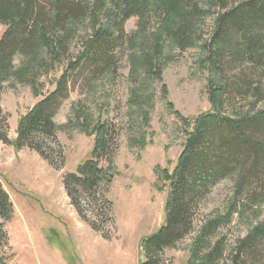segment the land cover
Segmentation results:
<instances>
[{"label": "rangeland", "instance_id": "obj_1", "mask_svg": "<svg viewBox=\"0 0 264 264\" xmlns=\"http://www.w3.org/2000/svg\"><path fill=\"white\" fill-rule=\"evenodd\" d=\"M38 1L36 21L48 34L64 33L67 45L60 56L59 72L46 71L50 69L45 65L50 53L36 46L39 55L31 74L40 93L30 84L11 80L0 94V127L9 137L8 142L0 141V182L13 204L12 215L4 223L6 237L0 231V264H140L142 239L166 221L171 180L164 169L169 175L173 173L187 139L184 124L168 101L191 121L213 110L208 89L210 72L202 61V44L213 36L219 7L214 0H188L189 9L198 6L202 10L194 19V41L186 50H166L164 56L170 53L173 59L165 67L161 81L149 80L143 67L140 73L132 71L129 54L141 53L142 48L131 47L128 38L140 29V17L133 16L122 26L117 25L102 41L104 44L98 42L92 55L95 49L104 47L108 60L101 59L96 69L88 59L69 76L67 95L54 117L67 127L48 140L54 148V163H50L30 147L16 146L18 122L55 88L56 78L92 38L89 10L94 0ZM241 1L245 0H228L227 4L232 7ZM57 4L59 9L65 7L59 10L61 15ZM96 4L98 11L105 14L109 7H121L122 0H96ZM70 13L76 17L73 22L66 20ZM158 19L159 12H151L150 33L160 22ZM3 30L0 25V38ZM25 56L18 51L16 64ZM221 79L227 85L220 106L223 115L240 118L264 109V67L228 56ZM164 85L169 100L163 97ZM77 103L90 121L100 113L110 121V149L99 163L114 175L109 187L101 186L92 193L73 191V198L65 178L77 172L78 166L91 156L95 140L78 124L73 113ZM256 137L264 142V133L257 132ZM262 163L253 173L249 169L254 163L248 161L245 168L231 165V170L219 175L206 195L192 206L190 232L159 252L154 263L188 264L192 241L207 216L225 213L236 201L238 212L232 223L221 226L213 239V244L223 240L227 249L218 264H264V237L243 251L241 259L237 256L241 239L264 219ZM74 199L98 229L83 219Z\"/></svg>", "mask_w": 264, "mask_h": 264}, {"label": "trees", "instance_id": "obj_2", "mask_svg": "<svg viewBox=\"0 0 264 264\" xmlns=\"http://www.w3.org/2000/svg\"><path fill=\"white\" fill-rule=\"evenodd\" d=\"M214 2L219 7L215 30L211 40H204L202 44L205 53L202 61L210 72L208 89L213 110L191 121L181 115L172 101H168L171 110L182 120L187 139L173 173L169 175V171L164 169L165 176L171 180L166 202V221L156 232L142 239L140 264H155L154 258L159 252L174 246L190 232L193 226L192 206L195 202L198 204L206 195L209 185L219 175L228 172L231 165L239 164L245 168L248 161H253L254 166L249 169L253 173L263 162L264 172V142L256 137L257 132L264 133V109L256 115L247 114L240 118L223 115L220 111L227 90V85L221 79L226 58L239 57L264 67V0H245L232 7L227 4L228 0ZM59 4L56 7L61 15L59 10L65 7L59 9ZM37 11L38 0H0V25L4 26L0 38V94L5 83L11 80L30 84L36 93H40L39 85L31 74L33 65L37 64V47L47 48L50 53V59L45 65H49L51 70L46 71H60L59 60L67 45V37L64 33L48 34L44 31V26L36 21ZM71 12L75 14L74 11ZM151 12H159L160 21L152 33L149 32ZM72 13L66 20L73 22L76 17ZM197 13L202 14V10L198 6L189 9L188 0H122L121 7L117 10L109 7L105 14H101L94 0L89 10L92 38L87 41L79 56L70 60L65 71L56 78L55 88L19 119L16 146H28L54 163V148L48 140L56 138L59 131L67 127V124H58L54 117L67 95L69 76L88 59L96 69L101 66V59L107 62L106 51H102L104 47L101 50L95 49V56L92 53L96 44L102 43L107 35L112 34L117 25L122 26L133 16L140 17V29L128 38L131 47L142 48L141 53L129 54L132 71L140 73L139 69L143 67L149 80L161 81L165 67L173 59L170 53L164 56L166 50L173 52L176 48L186 50L192 46ZM18 51H23L26 59L16 64L15 56ZM163 89V97L169 100L167 86L164 85ZM73 113L81 129L95 137L91 156L78 166L77 172L65 178L66 188L74 198L73 191L91 192L101 186L109 187L114 174L108 173L99 163V158L106 156L110 149V121L103 118L101 113L98 118L90 121L78 103L73 105ZM0 141H9L7 132L1 127ZM74 203L83 219L98 229L75 199ZM12 212L10 196L0 182V231L5 237L4 223ZM237 212L234 201L225 213L207 216L192 241L188 264H218L227 249L223 240L217 239L213 244V239L217 238L221 226L232 223ZM262 237L264 219L241 239L237 256L241 259V253Z\"/></svg>", "mask_w": 264, "mask_h": 264}]
</instances>
